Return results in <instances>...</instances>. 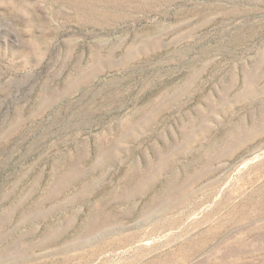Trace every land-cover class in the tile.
Masks as SVG:
<instances>
[{
    "label": "rangeland",
    "instance_id": "rangeland-1",
    "mask_svg": "<svg viewBox=\"0 0 264 264\" xmlns=\"http://www.w3.org/2000/svg\"><path fill=\"white\" fill-rule=\"evenodd\" d=\"M36 2L0 8V264H264V0Z\"/></svg>",
    "mask_w": 264,
    "mask_h": 264
},
{
    "label": "clouds",
    "instance_id": "clouds-1",
    "mask_svg": "<svg viewBox=\"0 0 264 264\" xmlns=\"http://www.w3.org/2000/svg\"><path fill=\"white\" fill-rule=\"evenodd\" d=\"M0 8L5 9L9 16L20 21H30L40 14V11L45 8L42 2H36V0H0ZM23 33L25 38L18 41L23 46L29 48L32 51V56L36 60H41L45 54V42L42 41L36 30L28 25L23 27ZM16 36V33L13 32Z\"/></svg>",
    "mask_w": 264,
    "mask_h": 264
}]
</instances>
